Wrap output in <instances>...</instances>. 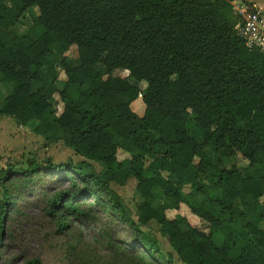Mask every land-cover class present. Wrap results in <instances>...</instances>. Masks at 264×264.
Listing matches in <instances>:
<instances>
[{
    "label": "trees",
    "instance_id": "16d2710c",
    "mask_svg": "<svg viewBox=\"0 0 264 264\" xmlns=\"http://www.w3.org/2000/svg\"><path fill=\"white\" fill-rule=\"evenodd\" d=\"M236 1L0 0V82L10 89L0 117L21 127L35 121L34 134L84 159L0 171V245L7 218L18 212L11 206L36 195L60 233L69 218L87 219L93 209L115 217L130 230L138 259L150 264H173L142 231L150 222L182 264H264V51L248 49L238 36ZM30 10L32 26L14 33ZM72 47L77 67L64 57ZM117 70L132 83L113 77ZM137 101L141 117L131 109ZM191 116L201 142L189 134ZM118 152L138 165L131 171L140 199L136 222L110 188L126 182L116 170ZM237 157L244 169L222 167ZM189 171L192 180L176 177ZM208 187L218 199L199 201ZM157 195L168 205L158 204ZM180 204L209 225L208 233L184 218L167 219L166 210Z\"/></svg>",
    "mask_w": 264,
    "mask_h": 264
},
{
    "label": "rangeland",
    "instance_id": "374dc122",
    "mask_svg": "<svg viewBox=\"0 0 264 264\" xmlns=\"http://www.w3.org/2000/svg\"><path fill=\"white\" fill-rule=\"evenodd\" d=\"M240 4L252 7L264 15V0H237L233 3V7L238 9ZM35 14V10H30L12 27V31L18 35L24 34L32 26V17ZM64 57L71 67L79 65L75 47L70 48ZM55 68L58 73L57 87L61 89L65 76L59 67V60H57ZM112 76L128 79V72L117 70L113 72ZM128 80L132 83L130 79ZM138 87L144 91L146 84L140 83ZM9 92L10 89L0 82L2 95L0 105L3 97ZM54 109L57 114L62 111V104L56 95L54 96ZM131 109L137 116H142L144 108L141 101L133 103ZM36 125L37 122L32 121L27 126L21 127L17 126L10 118L0 117V171L6 170L9 165L16 169H26L32 161L36 163L50 161L53 165H63L69 162L75 164L84 160L65 147L62 142L46 143L42 137L34 134L33 128ZM188 128L190 136L201 142V132L194 127L193 116L188 122ZM117 161L119 166L116 167V170L126 178V182L122 186L112 183L110 188L120 197L127 215L136 222V207L140 199L131 171L138 165L131 163L129 156L123 152H118ZM148 161V158L144 159V167ZM233 165L244 169L247 163L237 157L224 161L222 167L227 169ZM94 167L96 172H104L101 167L96 165ZM162 175L168 179L166 173ZM176 177L192 180L193 173L191 171L178 172ZM41 182L43 183V180ZM50 184L48 182V187ZM207 184L208 182H206ZM184 192H189L188 187L184 188ZM14 194L22 195L20 192ZM218 197L214 188L208 187L207 193L199 196L198 200L213 202ZM2 201L3 194L0 189V204ZM157 203L168 205L167 200L162 199L159 195H157ZM260 203L264 205V197L260 199ZM17 206H11L18 212L12 217H8L5 223L3 244L0 245V251L3 254L0 264H23L25 260L31 258H38L43 264H150L149 259L145 261L138 259V248L129 242V238L132 236L130 230L109 214H103V212L93 209L87 219L73 220L69 218L67 232L60 233L57 231L55 219H51L45 214L44 205L36 195L22 197ZM81 209L87 211L88 207L85 206ZM166 217L169 220L176 217L184 218L191 227L208 233L209 225L192 216L183 204H180L177 209H167ZM259 227L263 229L264 223ZM159 229L156 223L150 222L142 228V231L159 242L164 255L171 254L173 264H182L169 247L167 239L160 235Z\"/></svg>",
    "mask_w": 264,
    "mask_h": 264
},
{
    "label": "built area",
    "instance_id": "2783aa9c",
    "mask_svg": "<svg viewBox=\"0 0 264 264\" xmlns=\"http://www.w3.org/2000/svg\"><path fill=\"white\" fill-rule=\"evenodd\" d=\"M235 14L240 18L236 31L248 49H261L264 51V15L252 7L241 5L234 8Z\"/></svg>",
    "mask_w": 264,
    "mask_h": 264
}]
</instances>
